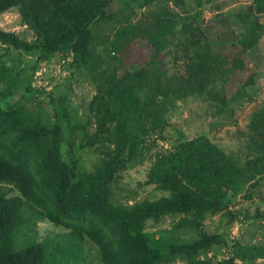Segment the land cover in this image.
<instances>
[{"label":"trees","instance_id":"obj_1","mask_svg":"<svg viewBox=\"0 0 264 264\" xmlns=\"http://www.w3.org/2000/svg\"><path fill=\"white\" fill-rule=\"evenodd\" d=\"M112 1L0 0V15L17 8L22 25L35 36L29 42L0 29L5 56L14 50L34 58L28 79L21 68L0 64V264H237V260L253 264L263 260L264 247L234 242L231 256L217 261L227 238L202 229L206 219L216 216L226 217L228 225L238 221L237 198L250 199V192L264 182V110L250 123L244 141L239 137L236 150L221 147L209 133L183 139L179 130L172 131L169 149L158 145L169 137V111L177 101L201 98L215 105L205 115L216 118L228 113L234 97L243 96L245 102L255 99L249 86L258 81L259 73L235 89L214 74L229 68L231 79L236 78L244 65L243 49L258 42L262 26L246 10L240 14V35L224 42L217 29L211 35L217 23L205 26L201 10L196 11L213 0H196L194 14L184 7L185 0H140L141 7L156 4L164 10L168 7L163 4L172 1L174 7L183 8L187 15L173 30L194 35L188 42L194 54L186 53L193 75L186 77L181 90L174 85L168 94L156 69L170 45L177 51L176 34L170 36L167 25L149 24L148 35L124 26L121 35L107 41V49L97 48L91 27L113 18L107 14ZM254 2L255 13L264 12V0ZM103 54L109 62L104 67ZM58 55L62 61H54ZM50 61L63 64L69 74L63 88L56 87V95L51 91L46 105L45 100L36 103V110L30 104L38 100L33 77ZM117 64L126 68L119 77ZM73 81L94 88L85 121L75 125L74 112L69 111ZM63 133H68V139ZM155 150L143 184L164 196L132 204L115 202L113 187L120 174L142 165ZM90 156L91 170L85 171V157ZM165 217H177L173 231L163 230L157 238L145 231L148 221L158 223ZM43 221L65 232L39 239L35 227ZM182 229L199 231L198 238L189 244L176 240L173 235ZM209 253L213 260L207 259Z\"/></svg>","mask_w":264,"mask_h":264},{"label":"rangeland","instance_id":"obj_2","mask_svg":"<svg viewBox=\"0 0 264 264\" xmlns=\"http://www.w3.org/2000/svg\"><path fill=\"white\" fill-rule=\"evenodd\" d=\"M140 0H113L108 8L109 16H113L109 21L98 23L91 27V33L94 37V42H99V49H107L108 40L114 39L117 35H121L119 32L124 26L128 29H134L148 35V25H161L166 26L165 30L170 31V36L176 34L177 51L173 45L165 50L160 55V63L157 64V73H160V82L163 88H166L169 94L171 88L174 87L177 90H181L183 83L186 84V77L193 75V70L189 63H187L186 53L189 55L194 54V48L189 47L188 42H192V36L190 34H183V30H173V28L179 24L181 17L187 15L186 10L183 8L174 7L172 1L166 2L167 5L164 10L152 4L151 6L141 7L139 5ZM196 0H185V5L190 7L187 11L190 14H194ZM254 0H213L210 4L204 5L201 9V15L204 19V25L207 23H217L215 28H211V35H215V30L219 31V35L224 34V42H228L235 36H239L242 28L243 21L240 18V14L248 10L251 14H254L258 20L259 25L262 26L261 32H258L260 38L257 43L250 49H243V69L236 73V78L231 79V69L226 68V72H221L214 76L220 80L219 82H228L230 85L240 87V85L247 81L250 77H253L255 73H259L258 81L255 84L249 86V89L253 88L255 99L250 102H245L243 96L234 97L233 101L227 106L228 113L216 116L213 118L208 115L206 111L214 109L215 105L210 104L203 99H199L195 96L188 97L186 101H177L176 108L169 111V127L166 130L168 134L167 141L165 143H158L159 147L167 150L171 146L172 131L179 130L182 133L183 139L190 140L197 135L209 133L211 139L218 143L221 147L236 150L239 145V139H243L248 136L249 125L256 115L261 110H264V12H256ZM16 9V10H15ZM173 14V17L171 16ZM176 15V16H175ZM0 29L5 32H11L17 35L19 38L27 41L35 39L33 32L26 26L22 25L17 8L11 10L3 15H0ZM196 32V31H195ZM191 33V32H190ZM184 37H190L185 39ZM197 38L195 35L194 39ZM186 46V47H185ZM169 50V51H168ZM5 48L0 45V64H4L7 67L15 66L21 68L24 79H28L31 75L30 65L33 64L34 58L31 56L20 53L14 50H10L5 56ZM115 56V55H114ZM176 61L171 62V58ZM193 58V59H192ZM102 66L109 64L108 56L103 54ZM194 61V57H191ZM54 60V59H53ZM62 61V56L58 55L54 61ZM191 60V61H192ZM119 63V62H118ZM187 63V64H186ZM118 65V64H117ZM116 65V66H117ZM126 68L122 65L116 67V75L119 77L123 74ZM40 71L35 74L32 88L37 91L36 101L31 102V106L38 110L36 103L44 101L46 105L49 101V93L51 91L56 93L59 88H63L65 79L68 77L67 72L63 70V64L60 62H47L42 64ZM214 72V70L212 71ZM42 74V75H41ZM42 76L41 82L38 81V77ZM159 77L158 75H156ZM255 79V78H254ZM73 93L69 96V111L74 112L73 124H78L85 121L88 111L87 103L94 94V88L91 84L84 83L80 85L79 82H71ZM59 87V88H56ZM251 95H253L251 93ZM50 112V111H48ZM73 115V114H72ZM53 119V115L50 116ZM66 132V130H65ZM64 132V133H65ZM63 136H67V134ZM240 137V138H239ZM65 139H68L65 137ZM156 152H151L147 155L146 160L142 165H138L134 168L128 169L120 174V178L117 181V185L113 187L114 200L119 203L131 204L134 201H141L143 199L154 200L164 196L160 191L154 189L153 186H145L143 182L146 179V174L153 162V155ZM94 159V158H93ZM92 157H85L84 170H91ZM140 184V186H139ZM250 199L237 198V206L234 207V211H238L239 220L232 225L227 224V218H219L218 216L208 218L203 224V231L206 233H224L227 238V246L220 247V251L226 252V256L231 254L230 249L234 242H238L240 245L245 246H262L264 247V182L257 188L250 192ZM132 200V201H131ZM177 222V217H166L156 223L148 221L145 226V231L154 235L156 238L161 237V232L173 231V225ZM65 232L64 229L55 227L52 223L43 221L37 223L35 227V233L37 238L43 239L46 236H51L55 233ZM199 232V231H198ZM198 232L195 230L182 229L177 235L173 237L181 242L187 244L192 243L198 238ZM167 239L171 235L164 236ZM179 264V262H178ZM240 264V262H238ZM248 264V263H247ZM253 264H264V262L257 261Z\"/></svg>","mask_w":264,"mask_h":264},{"label":"clouds","instance_id":"obj_3","mask_svg":"<svg viewBox=\"0 0 264 264\" xmlns=\"http://www.w3.org/2000/svg\"><path fill=\"white\" fill-rule=\"evenodd\" d=\"M40 71H37L35 74L37 75V73H39ZM40 74V73H39ZM42 75V74H41ZM40 75V77H38V81H40L41 82V80H42V76ZM36 77H34V79H35ZM132 168H134V167H132ZM128 169H131V168H128ZM127 169V170H128ZM126 171V170H125ZM124 172V171H123ZM132 204V203H131ZM166 218V217H165ZM233 245V244H232ZM221 250V249H220ZM230 251H231V253H232V248L230 249ZM231 256V254L229 255V256H226V252H224V251H220V254L219 255H217V257H216V259H217V261H221V260H224V259H228L229 257ZM207 259L209 260V259H211V260H213V253H209L208 255H207ZM259 261H261V260H259ZM263 262H264V259L262 260ZM238 262H240V264H241V261H239V260H237L236 261V263L238 264Z\"/></svg>","mask_w":264,"mask_h":264},{"label":"water","instance_id":"obj_4","mask_svg":"<svg viewBox=\"0 0 264 264\" xmlns=\"http://www.w3.org/2000/svg\"><path fill=\"white\" fill-rule=\"evenodd\" d=\"M107 14H109V11H107Z\"/></svg>","mask_w":264,"mask_h":264}]
</instances>
